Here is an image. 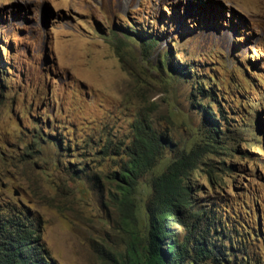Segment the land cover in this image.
Listing matches in <instances>:
<instances>
[{
  "label": "rangeland",
  "instance_id": "1",
  "mask_svg": "<svg viewBox=\"0 0 264 264\" xmlns=\"http://www.w3.org/2000/svg\"><path fill=\"white\" fill-rule=\"evenodd\" d=\"M139 32L161 39L148 47ZM166 54L197 75L172 78ZM198 80L216 92L201 102L227 149L206 155L212 174L196 179L243 216L257 208L264 236V0H0V210L39 218L56 264H118L138 230L107 178L124 155L98 149L129 143L140 118L167 133L165 159L198 148ZM255 246L264 264V241Z\"/></svg>",
  "mask_w": 264,
  "mask_h": 264
},
{
  "label": "trees",
  "instance_id": "2",
  "mask_svg": "<svg viewBox=\"0 0 264 264\" xmlns=\"http://www.w3.org/2000/svg\"><path fill=\"white\" fill-rule=\"evenodd\" d=\"M168 10L174 12L175 17L179 13L178 7ZM128 27V31L134 32L132 26ZM138 37L152 48L161 39L153 34L144 36L143 32H139ZM165 65L174 79L191 77L192 73L197 75L194 68L186 73L185 64L172 61L168 55L161 68ZM195 84L198 96L192 101L193 105H198L203 124V138L198 148L183 147L172 159H165L163 150L169 144L167 133L158 131L148 119L140 118L133 125L129 143L108 139L98 149L102 157L118 159L124 155V159L116 160L117 167L107 178L118 186L120 197L113 198L117 200L123 221L138 230L133 246L116 259L118 264H254L257 260L255 241H264L260 216L258 213L255 216L257 208L246 210L243 216L239 208L236 210L230 205L232 200L214 199L196 179V171L212 174L210 168H203L206 163L203 158L227 148L220 143L222 131L219 118L213 114V105L201 102L211 98V103H216V92L213 86L207 87L200 80ZM225 169L227 174H233L235 166ZM146 172L152 173L154 190L148 202V197L142 195L145 186L150 187L148 181L141 179ZM214 178L218 185L220 177L214 175ZM199 195L206 196L208 203H200ZM241 206L245 208L244 202ZM41 229L40 219L30 211L1 209L0 264H56ZM163 238L167 240L165 243ZM258 250L261 256L259 246Z\"/></svg>",
  "mask_w": 264,
  "mask_h": 264
},
{
  "label": "bare ground",
  "instance_id": "3",
  "mask_svg": "<svg viewBox=\"0 0 264 264\" xmlns=\"http://www.w3.org/2000/svg\"><path fill=\"white\" fill-rule=\"evenodd\" d=\"M188 18H189V17H188ZM188 18H187V19H188Z\"/></svg>",
  "mask_w": 264,
  "mask_h": 264
}]
</instances>
